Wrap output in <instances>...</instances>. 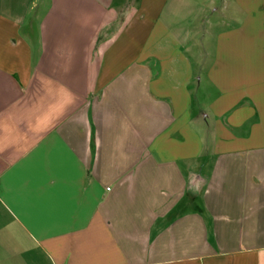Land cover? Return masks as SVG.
I'll use <instances>...</instances> for the list:
<instances>
[{"label":"crops","instance_id":"1","mask_svg":"<svg viewBox=\"0 0 264 264\" xmlns=\"http://www.w3.org/2000/svg\"><path fill=\"white\" fill-rule=\"evenodd\" d=\"M229 2L0 0V264H264V0Z\"/></svg>","mask_w":264,"mask_h":264},{"label":"rangeland","instance_id":"2","mask_svg":"<svg viewBox=\"0 0 264 264\" xmlns=\"http://www.w3.org/2000/svg\"><path fill=\"white\" fill-rule=\"evenodd\" d=\"M136 0H130L131 4H135ZM218 1V7L220 8L222 14L221 19H219V24L223 25L224 28H227L228 26H231L233 24L231 21V17L235 14V8L233 5L229 2L231 0H217ZM213 21L216 22L217 20L213 17Z\"/></svg>","mask_w":264,"mask_h":264}]
</instances>
